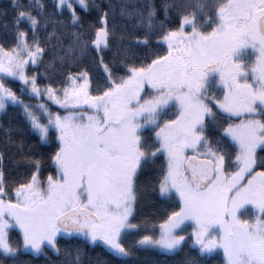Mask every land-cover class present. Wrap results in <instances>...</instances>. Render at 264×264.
<instances>
[{
	"label": "snow or ice",
	"instance_id": "1",
	"mask_svg": "<svg viewBox=\"0 0 264 264\" xmlns=\"http://www.w3.org/2000/svg\"><path fill=\"white\" fill-rule=\"evenodd\" d=\"M51 9L0 7V115L22 113L0 129V264H131L188 240L186 264H264V0ZM81 56L94 72L71 70ZM149 199L171 210L141 214Z\"/></svg>",
	"mask_w": 264,
	"mask_h": 264
},
{
	"label": "trees",
	"instance_id": "2",
	"mask_svg": "<svg viewBox=\"0 0 264 264\" xmlns=\"http://www.w3.org/2000/svg\"><path fill=\"white\" fill-rule=\"evenodd\" d=\"M8 2L9 0H0V7L7 6ZM45 2L49 5V12H51L52 0H45ZM122 2L142 4L144 0H115V3L117 4ZM157 2H159V0H157ZM172 2L177 4H182V3H186L187 0H172ZM175 16L176 13L174 11L172 15L169 17V20H171L172 22L171 26L175 25ZM161 19H163V17H161ZM166 26L169 25L166 24ZM0 42H3L2 33H0ZM52 56L53 53L49 52L45 56V62H48ZM69 67L73 71L77 70V68L89 69L92 70L93 72L95 71L92 60L88 56L79 57L78 62L76 64H70ZM41 72H43V69H41ZM13 87H15V85H13ZM21 117H22V113L21 110L19 109L15 110V112H10L8 116L0 115V129L8 128L9 126L18 127L20 125ZM4 140H5L4 132L0 131V148L3 147ZM170 210L171 209L169 208L168 204H160L157 207H153L150 199L145 203H142L138 208V211L141 214L143 215L152 214L155 217H159L160 215H163L165 211H170ZM12 238L13 240L20 239L17 233H14ZM88 259L91 260V264H105V262L108 261L110 257H108L102 249L97 248L94 251L89 252ZM196 259H197V254L193 249V242L192 240H188L182 252H179L174 255H164L153 250L140 251L136 253V255L132 258L131 264H186V261L196 260ZM202 259L204 261V264H222L224 260V256L222 252H219L218 254H213L211 257H203ZM20 264H46V258L36 257L34 255L24 253L20 257Z\"/></svg>",
	"mask_w": 264,
	"mask_h": 264
},
{
	"label": "rangeland",
	"instance_id": "3",
	"mask_svg": "<svg viewBox=\"0 0 264 264\" xmlns=\"http://www.w3.org/2000/svg\"><path fill=\"white\" fill-rule=\"evenodd\" d=\"M31 103H34V101H31ZM191 231H192V229L191 228H189V229H187V233H185V235L187 236V234L188 233H191ZM18 234V233H17ZM20 237V236H19ZM20 239H21V237H20ZM193 242V241H192ZM220 252H222V250L220 251ZM223 253V252H222Z\"/></svg>",
	"mask_w": 264,
	"mask_h": 264
}]
</instances>
